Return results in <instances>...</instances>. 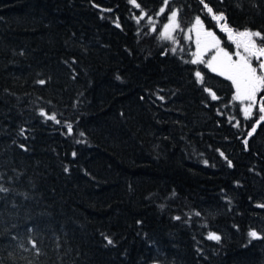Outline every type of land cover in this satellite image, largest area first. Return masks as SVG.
<instances>
[{
	"label": "trees",
	"instance_id": "1",
	"mask_svg": "<svg viewBox=\"0 0 264 264\" xmlns=\"http://www.w3.org/2000/svg\"><path fill=\"white\" fill-rule=\"evenodd\" d=\"M162 3L0 0V264H264V87L245 118L185 35L264 0H168L173 45Z\"/></svg>",
	"mask_w": 264,
	"mask_h": 264
},
{
	"label": "snow or ice",
	"instance_id": "2",
	"mask_svg": "<svg viewBox=\"0 0 264 264\" xmlns=\"http://www.w3.org/2000/svg\"><path fill=\"white\" fill-rule=\"evenodd\" d=\"M131 2L134 3L135 0H131ZM209 11H212V9H209ZM175 16L176 13L173 12L172 17L175 18ZM216 19L223 20V14L221 13L219 16L216 17ZM196 23L197 25H199V19H197ZM165 27L167 29L168 26L166 25ZM223 30L227 31L231 37V28H228L225 25ZM207 35L211 37L212 33H207ZM237 35L240 38L237 42V47H242L246 55H241L240 52H237L236 55L239 58L233 61L229 53L221 49L215 56L212 57V60L209 61L208 66L212 68L213 71L219 70L220 75L226 76L227 79L230 80L235 86L233 100L241 102L245 100L249 101V103L245 105L242 109L244 117L248 118L253 103L255 102L256 93L260 91L262 87H264V59H261L262 57H264V47L258 48L256 42L253 40V37L260 38V42L264 43V36H262V34L258 31L252 32L250 30L239 32L237 33ZM197 43L199 45L200 41L198 40ZM212 46L218 47V41H215L214 37ZM252 58H256L257 60H259V69L262 73L261 75H257V68L252 66ZM196 62L197 61H193V63ZM196 75L197 77H199L200 73L198 72L196 73ZM117 79H120V77L118 76ZM39 83L43 84L44 81H39ZM212 98L216 99L215 95H213ZM259 111L261 113H264V106L260 107ZM41 115H45L47 119L55 120L54 115L47 116L43 112L41 113ZM260 121H264V115L260 116ZM235 126H238V124ZM67 127L69 132H71L72 126L68 125ZM253 131H255L254 128ZM81 135H83V133H81ZM248 135L251 136L252 132H249ZM244 143L245 145H247V140H245ZM21 147H23V145H21ZM221 155H223V153H221ZM73 156H75V153H73ZM227 163L229 166L232 165V162L230 160H228ZM65 171L67 172L68 168H65ZM0 191H7V189L0 188ZM261 207H264V205H261ZM176 219H179V217H176ZM248 235L253 239L264 238L259 237L258 233L255 230H250ZM104 239L109 245L113 243V241L107 236H105ZM208 239L219 241L221 237L219 235H216L215 233H209Z\"/></svg>",
	"mask_w": 264,
	"mask_h": 264
},
{
	"label": "rangeland",
	"instance_id": "3",
	"mask_svg": "<svg viewBox=\"0 0 264 264\" xmlns=\"http://www.w3.org/2000/svg\"><path fill=\"white\" fill-rule=\"evenodd\" d=\"M167 3H168V0H163V3L161 4L158 13L161 14L164 12L166 15L164 21L162 22L161 31H162L163 35L166 36L168 38V40L171 42V44L173 45L176 43V39H174V33L179 28L178 10L174 7H169L167 5ZM173 12L176 13L175 18L172 17ZM215 15L219 16V14H215ZM197 19H199V21H200L199 25H197V23H196ZM166 25L168 26L167 29L165 27ZM239 32H242V31H236V32L232 33V35H233L232 40L234 42L233 50H228L227 48L223 47L220 44L219 39L216 38L215 35L212 34V36L209 37L207 35V33H211V32L207 31L204 28V25H203L200 18H195L191 22V24L186 28L185 35L189 38H192V40L194 42L193 59L195 61H203L208 66V63H209V61L212 60V57L215 56L221 49H223L225 52H228L229 55L232 57L233 61H235L239 58L236 55L237 52H240L241 55H246L244 53L242 47L241 48L237 47V42L240 39L237 35V33H239ZM213 37H214L215 41H218V47L212 46ZM198 40L200 41L199 45L197 43ZM253 40L256 42V37H253ZM256 45L258 48L261 47L257 44V42H256ZM197 54H199V55H197ZM261 59H264V57H262ZM251 63H252L253 67L257 68V75H261L262 73H261V70L259 69V60H257L256 58H252ZM210 69L212 70V68H210ZM214 72L219 73V70L214 71ZM233 88H234V91H233V96H234V93H235V86L234 85H233ZM258 93H259V91L256 93L255 102L253 103L251 111L253 110L254 105L257 102ZM241 103H242V109H243V107L245 105H247L249 103V101L245 100Z\"/></svg>",
	"mask_w": 264,
	"mask_h": 264
}]
</instances>
